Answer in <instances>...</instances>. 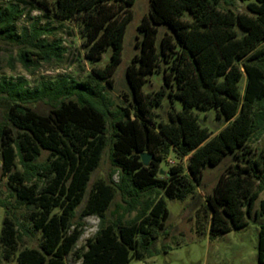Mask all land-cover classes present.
I'll return each mask as SVG.
<instances>
[{
    "label": "trees",
    "instance_id": "obj_1",
    "mask_svg": "<svg viewBox=\"0 0 264 264\" xmlns=\"http://www.w3.org/2000/svg\"><path fill=\"white\" fill-rule=\"evenodd\" d=\"M135 1L22 0L23 7L12 1L5 9L0 6V38L18 46L17 60L27 72L42 63L64 61L67 49L57 34L66 26H55V20L78 25L90 62L100 61L111 48L109 61L93 67L81 82L63 78L31 87L24 77H0L3 175L19 204L34 208L31 218L42 234L39 248L18 252L19 224L9 202L0 199L5 209L0 261L66 264L65 257L83 233V224L74 223L77 209L109 142L121 181L99 180L88 196L81 217H99L100 227L87 240L80 264H129L154 255L153 246L170 214L167 199L184 201L196 193L205 168L219 165L228 155L233 162L205 195L196 215L197 231L216 239L247 226L253 217H264V139L261 147L254 146L264 138V67L257 62L264 58V0H240L247 12L225 8V0H151L138 26L139 52L127 68L131 101L111 111L103 84L114 85ZM32 6L42 9V16L32 17L18 33L17 21ZM155 72L162 73L164 85L146 93L144 86ZM166 97L172 106L163 120L155 109ZM175 99L182 109L173 106ZM38 102L52 106L48 114L31 107ZM210 109L227 121L217 133L197 113ZM44 150L49 156L40 163ZM172 152L181 162L170 164ZM143 153L153 155L147 166ZM116 189L126 206L115 221L107 222ZM143 192L148 200L140 209ZM135 211L132 220H124Z\"/></svg>",
    "mask_w": 264,
    "mask_h": 264
},
{
    "label": "rangeland",
    "instance_id": "obj_2",
    "mask_svg": "<svg viewBox=\"0 0 264 264\" xmlns=\"http://www.w3.org/2000/svg\"><path fill=\"white\" fill-rule=\"evenodd\" d=\"M8 1L24 6L22 0H0V6L5 9ZM151 0H136L132 7L133 18L127 26L124 37V48L122 52V61L119 64L114 76L113 87H108L105 83L103 96L105 103L111 111L118 110L119 107L126 106L131 101V91L127 80V68L132 58L139 52L137 41L139 36L138 26L146 17L150 10ZM225 8H231L236 12H247L246 3L240 0H225L223 3ZM43 10L39 7H28L25 14L19 18L16 23L18 33L23 26H28L32 17L42 16ZM44 22V21H42ZM65 24L66 28L61 30L57 37L62 38L63 46L66 47L67 53L65 59L61 63H42L39 68L33 72H27L23 69L17 60L18 46L8 43L0 38V77H24L28 80L31 87L36 86L39 81L56 79H67L81 82L88 78L93 67H103L110 58L111 48L104 52L103 57L98 62H90L84 56L82 47V39L79 27L70 20H55L54 25ZM52 40L53 37H47ZM264 67V58L257 61ZM246 78L242 81V87L245 86ZM164 85L162 73L155 72L149 76L148 82L144 86L145 92L154 94ZM171 100L166 97L162 104L155 109L157 118L167 120L168 110L171 108ZM173 106L180 110L182 103L175 99ZM31 107L42 114H48L51 105L46 102H38L31 104ZM3 106L0 105V110ZM201 121L212 131L218 132L222 129L227 121L225 118L218 117L214 109L197 110ZM112 122V118H111ZM112 132L109 127V135ZM263 139L255 142L254 146L261 147ZM112 144L109 142L102 154L100 164L92 173L91 180L88 185L87 195L84 202L77 209V215L74 223L83 224V233L76 243L72 253L65 258L66 264H80L82 261L81 253L86 250L87 240L96 235L100 227V219L97 216L81 217L82 210L86 206L88 196L94 185L99 180L108 183L118 184L121 181V171L112 161ZM49 153L43 151L38 162H47ZM181 162L174 153H171L170 164ZM233 157L228 155L217 166H208L204 170L203 185L184 201L167 199V207L169 209V218L165 222V228L160 231L159 238L153 246L154 255L145 256L141 259H134L129 264H261L260 263V229L264 223V217H253L249 224L240 229L232 230L216 239H211L208 233H199L196 226V215L205 203V195L210 194L220 177L227 169ZM186 166V160L182 161ZM162 167L166 168V162L162 163ZM3 163L0 157V199L9 202L12 208V217L19 224L21 239L19 241L18 252L25 248H39L42 241L40 230L34 227L32 221V211L34 208L21 205L11 189L7 176L3 175ZM21 166H19V169ZM45 187V182L40 183V189ZM203 193V194H202ZM148 193L143 192L140 198L142 209L145 201L148 200ZM154 194L150 197L153 198ZM264 198V193L260 199ZM129 200V197L127 198ZM124 203L123 194L116 189V196L107 212V222L115 221L122 213ZM137 211L127 214L125 221H130L136 216ZM5 217V209L0 207V236ZM1 256V249H0ZM0 264H18L16 259H1Z\"/></svg>",
    "mask_w": 264,
    "mask_h": 264
},
{
    "label": "water",
    "instance_id": "obj_3",
    "mask_svg": "<svg viewBox=\"0 0 264 264\" xmlns=\"http://www.w3.org/2000/svg\"><path fill=\"white\" fill-rule=\"evenodd\" d=\"M152 156H153L152 154H149V153H143V154L141 155V157H142V161H143V164L147 166V165L149 164V162H150Z\"/></svg>",
    "mask_w": 264,
    "mask_h": 264
}]
</instances>
